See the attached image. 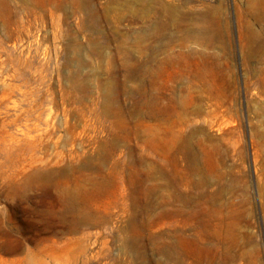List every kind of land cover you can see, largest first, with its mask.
I'll return each instance as SVG.
<instances>
[{"label": "rangeland", "instance_id": "1", "mask_svg": "<svg viewBox=\"0 0 264 264\" xmlns=\"http://www.w3.org/2000/svg\"><path fill=\"white\" fill-rule=\"evenodd\" d=\"M0 264H264V0H0Z\"/></svg>", "mask_w": 264, "mask_h": 264}]
</instances>
